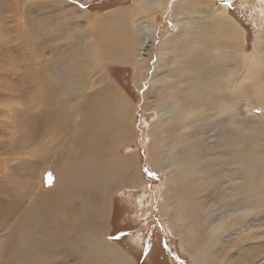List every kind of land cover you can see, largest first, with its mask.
Returning a JSON list of instances; mask_svg holds the SVG:
<instances>
[{"label": "rangeland", "instance_id": "obj_1", "mask_svg": "<svg viewBox=\"0 0 264 264\" xmlns=\"http://www.w3.org/2000/svg\"><path fill=\"white\" fill-rule=\"evenodd\" d=\"M179 1L163 0L155 5L151 17L159 32L157 41L154 45L152 38L144 42L140 34L134 62L105 60L100 65L92 62L95 67L92 63L86 64L90 62V55L84 54V50H90L95 44L94 31L100 22H106L119 11L129 10L134 15L142 10L143 7H137L138 1L0 0V264L81 263L80 251L69 254L63 248L50 246L48 240L53 238L68 244L67 239L72 235L69 228L74 225L73 213L67 211L55 213L58 220L53 221L49 214L54 208L50 205L70 201H66L69 193L60 177L65 168V173L74 174L83 156L78 128L80 104L87 100L92 105L109 107L112 104L109 90L113 88L126 97L132 108L131 137L116 145L113 152L118 166L124 164L122 160L135 169L138 182L118 185L110 191L106 215L100 221L107 240L134 264H170L171 257L173 264H197L200 251L212 239L215 226L237 207L235 202H225L222 197L232 188V179L242 184L244 195L240 204L242 209L247 208L244 204L248 193L246 182L252 181L236 172L235 150L229 147L234 126L223 118L220 119L222 126H204L205 120L202 122L200 117L195 120L197 128L192 127L185 143L172 142L175 134L169 120L172 115L162 108L166 145L158 148L157 142L162 144L164 135L158 124L160 110L152 105L163 102L159 98L162 72L184 45L185 32L179 29L180 21L189 16L186 8L191 10L195 3L200 11L205 6L210 8L211 13L222 17L221 24L227 30L237 27L246 52L252 51L259 37L258 47L264 53V0H182L186 5L181 4L174 13ZM134 7L139 9L136 11ZM143 16L139 20L148 18ZM161 41L167 43L163 48L168 52L164 65L159 66L162 71L153 66V59L161 49L159 45L163 46ZM78 71L87 75L83 95L79 92L78 79L82 76ZM149 74L158 76L157 86L151 87ZM263 77L264 73H260L259 78ZM251 82V79L244 82L246 91L239 101L238 115L244 131L258 126L263 111L259 106L254 110L248 104V96L253 93ZM116 103L119 104L118 98ZM256 140L245 138L240 145L242 153L254 154L255 146L261 144ZM103 156L100 159L106 160ZM191 159L197 162L195 172L188 174L184 168ZM253 177L257 190L264 196V169ZM252 187L253 184L248 190L252 191ZM75 196L78 194L74 190L71 194L74 211L76 204L86 209L85 205L78 204ZM195 205L201 206V212L194 209ZM209 206L213 210L207 214ZM259 208L257 215L245 216L240 225L228 224L227 230L219 232L222 234H218L213 249L218 260L228 256V264H243L245 258L253 264H264V258L260 260L264 251V206ZM81 215L86 221L82 229L89 226L87 221L91 215L95 226L99 222L97 215L86 211ZM18 223L26 225L21 231L24 256L20 255L21 245L17 242ZM164 253L169 261L161 260L165 258ZM257 253L251 260L250 256Z\"/></svg>", "mask_w": 264, "mask_h": 264}, {"label": "bare ground", "instance_id": "obj_2", "mask_svg": "<svg viewBox=\"0 0 264 264\" xmlns=\"http://www.w3.org/2000/svg\"><path fill=\"white\" fill-rule=\"evenodd\" d=\"M136 1L140 3V6L137 5V7H143L142 10L134 15L130 14L131 12L129 10L119 11L109 16L106 22H100V26L98 25L96 30H93L96 32L95 44L94 46L92 45L93 48L89 50L84 47L86 49L84 50V54L90 55L88 60L90 62L86 64L89 63L90 65L92 62H96L100 65L102 61L105 60L114 62H134L135 47L140 43V34H142L144 42H148V39L152 38V44L154 45V42L157 41L159 32H157L158 29L154 23V18L152 19L151 17L154 12L152 10L155 5H159L163 0H151L148 3L139 0ZM181 1L182 0L178 3L176 2L174 13L178 12L179 9L177 8L181 7L180 5H183V2L186 0H183L182 3ZM195 4L196 6L191 10L184 8L189 14L185 19L179 20L181 23L179 31L185 32L184 45L180 51L174 55L170 66L167 65V68L165 67L162 72L163 85L160 86L163 88L161 89V97L159 96V98H161L160 100L163 102L155 103L152 106L160 110L161 118L158 124L160 125V132L164 135L162 140L163 143L160 144L157 142L158 148H161V145L162 147L166 145L164 143L166 129L163 121L164 111L161 112L162 108H166L172 115L169 119L174 128L172 130L175 132L172 142L185 143L184 141L189 138L188 135L192 127L194 126V128H197L194 125L195 120L200 117L204 118H202V122L205 120L204 126L214 125V127H216L218 124L222 126L223 121L220 120L222 118L224 121L234 126L235 134L230 139L231 144L229 147L235 150L234 164L236 172L244 176V179L252 181V183L246 182L248 193L244 204L247 208L242 209V205L240 204L243 198L242 196L244 195V192L241 190L242 184L232 179L231 182L229 181L232 184V188L226 193H223L222 197L225 202H235L237 207H231L233 209L228 212L229 214L223 216L224 220L215 226L212 239L210 237L211 240L207 247H205V249L203 248V250L201 249L200 262L197 263L228 264V262H230L228 256L218 260L213 252L214 245H217L215 244V240L218 238V234H222L219 232L221 230H227L226 226L228 224L237 223L240 225L243 217L249 216L250 214L252 216L257 215L259 210H261L259 206H264V196L257 190V181L256 178L253 177L254 173L256 177L257 172H259V170L261 172L264 169V77L259 78L260 73H264V53L258 47V45H260L258 43L261 42L259 37H257L252 51L246 52L243 40L240 36V31L237 27L233 26L232 29L229 28L230 30H227L224 27L225 25L221 24L220 20L222 17H217L213 12L211 13V9L206 6L204 8L201 5L203 9L200 11V6H198L197 3ZM184 5H186V3ZM138 9H136V11ZM206 12L208 14H205ZM144 14L146 17L148 16V18H141L142 20H139V17ZM171 15L173 16V14ZM80 35H82V33ZM75 36L79 35L75 34ZM90 45L91 44L88 46ZM166 45L167 43L163 44V46L159 45V48H161L158 52L159 55L153 59L154 68L159 70H161V67L159 68L160 64L165 63L163 60L164 56L166 53L168 54L164 49ZM84 60L86 61V59ZM163 65L164 64H162V66ZM94 66L96 67V64ZM88 70H90V68ZM80 72L81 71H78L81 75L82 72ZM83 75H81V78L77 75V77L79 76L78 78H80L78 79L79 92L82 95L84 94L88 82L87 78H85L87 75ZM149 77L151 87H154L153 85L158 82V76L156 79L155 76L149 74ZM249 79L254 83L251 82L249 84V86L253 87V93L250 92L252 94L248 96V104L250 107H253L254 110L259 106L263 111L261 117H259L260 120L257 122L258 126L244 131L242 119H240L238 115L239 101H241L242 93L246 91V89H244V82ZM67 83L71 82L67 80ZM109 88L107 87L105 89L109 90ZM109 91L112 93L110 97L112 104L109 107L92 105L87 100L80 104L78 128L81 146L80 152L83 156L79 159L78 169L75 166V170H77L74 174H72V172L65 173L67 170V168H65L62 177H60L61 182L65 183L64 189L69 193V196L66 197V201H70L60 205H50L54 208V210H52L53 213L49 214V217H53V221L58 220L55 213H65L66 211L68 213H73L74 219V225H71L69 228L72 235L70 239H67L68 244L63 240L60 241L53 238L48 240L50 246L53 248H63L69 254L75 253L76 250L77 252L80 251L78 255L80 256V264H134L130 257L115 246L114 243L107 240L106 235L100 227V221L104 220L106 215L105 211L108 205V195L110 191L118 185H131L136 181L138 182L135 169L133 167L131 168L130 164L122 160L121 163L124 164L118 166V159L115 152H113L116 145L123 143L131 137L132 108L126 97L118 92V89L113 88ZM159 92L160 91H158V94ZM82 97L85 98L84 96ZM117 98L119 102L118 105L116 103ZM169 120L166 121L165 124H167ZM221 129L222 127L220 130ZM254 137L257 138L256 141H258L259 144L261 143L255 146L254 154L242 153L240 145L243 144L244 139H254ZM194 141L195 140H193L192 143H194ZM103 155L107 157L106 160L100 159V156ZM194 160L197 159H191L190 162L186 163V168L184 169H186L185 171L187 173L189 172L188 174L195 172L194 164H196L197 161ZM61 169L62 167L60 171ZM252 184V191H249L248 188ZM74 190L78 194V196H75L79 202L78 204L85 205L84 207L86 209L76 204L77 210L74 211V206L71 201V194ZM224 204L226 205V203ZM194 209L199 212L201 206L195 205ZM212 210L213 207L209 206V210H206L207 214H210ZM83 211L94 214L95 216L97 215L96 219L98 218V224L95 226V221L92 220L91 217L93 216L91 215L90 219L87 221L89 226L82 229V226L86 225V221L81 217V212ZM229 215L232 217L227 220L226 217ZM62 217L65 219V222H67V217L64 214ZM25 227L26 225L19 223L16 227L17 242L21 245V256L25 255V249L22 247L23 239L21 235V231H23L22 229ZM244 245L249 244L244 243ZM226 247L225 249H227ZM250 249L251 247L249 250ZM257 256L258 253L250 256V259H255ZM260 256V260L264 258V251ZM193 259H196V257ZM192 262H196V260H192ZM243 264H253V262L245 258Z\"/></svg>", "mask_w": 264, "mask_h": 264}, {"label": "trees", "instance_id": "obj_3", "mask_svg": "<svg viewBox=\"0 0 264 264\" xmlns=\"http://www.w3.org/2000/svg\"><path fill=\"white\" fill-rule=\"evenodd\" d=\"M160 253L162 254V252H161V251H160ZM164 254H165V253H164ZM164 257H165L166 259H165V258H164V259L162 258L161 260H165V262L170 260V261H169V263H170V264H173V259H172V257H171L169 260H168V258H167V255H166V254L164 255Z\"/></svg>", "mask_w": 264, "mask_h": 264}, {"label": "flooded vegetation", "instance_id": "obj_4", "mask_svg": "<svg viewBox=\"0 0 264 264\" xmlns=\"http://www.w3.org/2000/svg\"><path fill=\"white\" fill-rule=\"evenodd\" d=\"M108 1H110V0H108Z\"/></svg>", "mask_w": 264, "mask_h": 264}]
</instances>
